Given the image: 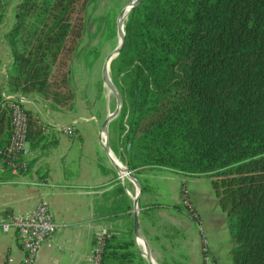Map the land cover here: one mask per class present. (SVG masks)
Wrapping results in <instances>:
<instances>
[{
  "label": "trees",
  "instance_id": "trees-1",
  "mask_svg": "<svg viewBox=\"0 0 264 264\" xmlns=\"http://www.w3.org/2000/svg\"><path fill=\"white\" fill-rule=\"evenodd\" d=\"M10 1L0 0V25ZM97 1L15 0L0 34L4 91L67 104L88 15L77 5ZM108 74L120 95L113 153L132 175L163 166L208 176L226 214L230 264H264V0H139ZM4 102L0 94V159L11 127ZM25 111L30 145L42 128ZM143 261L133 237L105 238L100 264Z\"/></svg>",
  "mask_w": 264,
  "mask_h": 264
},
{
  "label": "crops",
  "instance_id": "crops-1",
  "mask_svg": "<svg viewBox=\"0 0 264 264\" xmlns=\"http://www.w3.org/2000/svg\"><path fill=\"white\" fill-rule=\"evenodd\" d=\"M0 50L5 54V61L0 60L3 86L9 61L4 41L0 42ZM25 97L23 106L37 115L41 134L33 144L27 142L24 169L12 172L9 167L0 168V216L28 209L39 198H45L57 229L41 243L31 264H89L95 231L106 228L110 234H118V227L129 220V234L134 237L136 186L131 180L130 185L125 184L110 158L106 162V150L94 121L78 119L74 106L63 108L34 93ZM62 124L71 125V135L59 130ZM109 149L115 156L110 146ZM182 175L163 166H148L136 172L141 177H137V221L155 257L150 250L149 254L159 259L154 260L157 264H189L190 255L200 264L202 237L194 232L195 222L186 215L185 207L177 204V195L172 205L164 199V182L170 178L178 180ZM182 185L185 187L184 182ZM190 198L189 203L200 219L191 195ZM134 241L136 244L138 238L136 241L134 237ZM20 256L15 232H0V264H18Z\"/></svg>",
  "mask_w": 264,
  "mask_h": 264
},
{
  "label": "rangeland",
  "instance_id": "rangeland-1",
  "mask_svg": "<svg viewBox=\"0 0 264 264\" xmlns=\"http://www.w3.org/2000/svg\"><path fill=\"white\" fill-rule=\"evenodd\" d=\"M14 1L15 0H11L7 6L6 21L5 23L0 25V34L4 29H6L8 22L12 18L10 14V7ZM129 1L130 0H98L95 7L91 9L88 5L89 3L84 6V9L82 6H80V4L77 5L79 6L80 10L87 9L86 11L88 12V15L86 16L87 18L84 17L86 20V24H84V26L86 27L83 33H81L80 48L83 49V55L76 58L72 62L74 82V89H72L73 97H71L67 104L62 106L63 108L67 109L74 106L75 108H77L76 114L78 119L88 118L90 121H94L99 127L98 133L101 144L104 140V137L106 138V140L108 138H111L112 141L114 140V133L113 128H111L110 120L117 114L116 113L112 118L108 120L105 131L103 132L99 124L102 123L104 117L114 109L116 105V99L113 91L111 89L109 90V88L105 85L101 76V71L106 56L113 51L118 42V34L116 30L117 17L120 11L122 12L125 7H127ZM78 12L79 13L77 14V16L81 14V11ZM83 15L84 13L82 12V19ZM124 18L125 16H123V20ZM75 22H79V20L75 19ZM0 42H2L1 35ZM2 54L3 52H1L0 50V60L5 61V54ZM0 88H3V86H0ZM37 96L40 97L38 94ZM38 97H32L30 99L36 101L38 100ZM102 133L104 134L103 136ZM104 154V158L106 162H108L107 160L110 157L108 156V153L106 151ZM113 159L117 164H122L125 168H127L116 155H113ZM116 169L118 176L125 182V184L130 185L132 179L126 173H124L122 169H119L117 167ZM132 176L137 180L138 176H136V173ZM138 178L141 179V177ZM129 180L131 181L129 182ZM183 182L185 183L188 198L191 201V195L194 202V207L198 211L200 219L198 218L196 212H194L193 214L191 212H186V215L189 218L193 219L195 224L192 223V227L195 234H197V236H201V239H204L205 244L210 250L209 264H230L231 256L229 250L231 247V240L227 229L226 214L217 202V196L213 190L208 176L203 174H184L181 178L179 176L178 180L171 178L169 180H166L163 184V192L166 195L164 199L166 203L172 205V202L174 199H176L177 195V204H179L180 207L183 206L179 194ZM139 193L140 191L138 192V195ZM133 194L134 193H132V195ZM139 204V201L136 202L137 211L139 210ZM118 228H120V233L117 234L119 237H133L131 233L129 234L131 228L129 220L126 223L120 225ZM105 230L109 231L106 228ZM142 237L148 244L146 238L143 235ZM135 246L136 248L138 247V251L142 256V254H144V250L142 248V239L141 243L139 244L137 242ZM149 250L154 256L153 250L151 248H149ZM152 259L154 261L158 258L154 259L152 257ZM196 260L197 258L194 259L193 255H190L188 258L189 264H196ZM154 263H156V261ZM143 264H147L145 258ZM172 264L178 263L174 262ZM200 264H203L201 258Z\"/></svg>",
  "mask_w": 264,
  "mask_h": 264
},
{
  "label": "built area",
  "instance_id": "built-area-1",
  "mask_svg": "<svg viewBox=\"0 0 264 264\" xmlns=\"http://www.w3.org/2000/svg\"><path fill=\"white\" fill-rule=\"evenodd\" d=\"M2 99L10 112V136L1 152L0 168L9 167L12 172L24 169L26 166L25 156L28 154L25 129L27 114L24 102L27 100L19 92H6L0 89ZM59 130L67 135L72 134V127L69 124L58 126ZM180 198L187 212H195L189 203L186 189L181 185ZM57 224L52 218L47 200L39 198L33 206L20 212L7 213L0 216V232L13 230L17 236L21 256L18 264H31L41 243L44 242L55 230ZM110 232L101 228L94 233V245L92 247L89 264H100L101 251L105 238ZM200 246L201 261L203 264L210 262V250L201 239Z\"/></svg>",
  "mask_w": 264,
  "mask_h": 264
},
{
  "label": "water",
  "instance_id": "water-1",
  "mask_svg": "<svg viewBox=\"0 0 264 264\" xmlns=\"http://www.w3.org/2000/svg\"><path fill=\"white\" fill-rule=\"evenodd\" d=\"M139 0H130L128 5H127V11L133 6L135 5ZM126 11V13H127ZM126 13L124 14V16L126 15ZM116 30H117V34H118V42L116 44V46L114 47L113 51L110 52L106 58H105V61L103 63V66H102V71H101V76H102V79L104 81V83L106 84V86L111 89L115 95V99H116V105L114 107V109L112 111H110L105 117L104 119L102 120V123H101V128L103 130V132L105 131V128H106V125H107V122L110 118H112L118 111L119 109V106H120V95L117 91V89L115 88L114 84L112 83L111 79L109 78V75L107 73V69H108V65H109V61L110 59L118 53L119 49L121 48L122 46V43H123V16H121V11L117 17V24H116ZM103 144V147L104 149L106 150V152L108 153L109 157L111 158V160L113 161V164L115 167L119 168V169H122L124 173H126L131 179L132 181L134 182L135 186H136V193L133 197V219H132V222H133V234H134V237L136 239V236H140L141 239H142V244H143V247H144V258L146 259L147 261V264H153V261L150 257V254H149V249H148V246H147V243L145 242V240L143 239L142 235H141V231H140V228H139V225H138V221H137V216H136V197L138 195V192L140 190V184L139 182L132 176V174L130 173V171L125 168L122 164H117L114 159H113V155L111 156V151L109 149V146H108V143H107V140L106 138L104 137V140L102 142ZM120 165V166H119ZM122 165V166H121Z\"/></svg>",
  "mask_w": 264,
  "mask_h": 264
},
{
  "label": "bare ground",
  "instance_id": "bare-ground-1",
  "mask_svg": "<svg viewBox=\"0 0 264 264\" xmlns=\"http://www.w3.org/2000/svg\"><path fill=\"white\" fill-rule=\"evenodd\" d=\"M126 11H127V7H125V9L121 12V16H124V14L126 13ZM106 85V84H105ZM110 90V89H109ZM104 134L102 133V136H103ZM137 238H138V243L140 244L141 243V237L140 236H136V240H137ZM143 248V250H144V247H142ZM143 256H144V254H142ZM150 257H151V259H152V256L150 255ZM152 261H153V259H152ZM155 261H153V264H156V263H154Z\"/></svg>",
  "mask_w": 264,
  "mask_h": 264
}]
</instances>
